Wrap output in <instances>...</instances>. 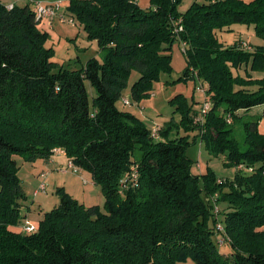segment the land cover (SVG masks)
<instances>
[{"label": "trees", "instance_id": "1", "mask_svg": "<svg viewBox=\"0 0 264 264\" xmlns=\"http://www.w3.org/2000/svg\"><path fill=\"white\" fill-rule=\"evenodd\" d=\"M68 1L63 14L102 53L80 69L52 60L31 3H0V264H179L190 256L196 264H264V78L250 74L264 70V46L250 51L217 36L243 23L264 37V0H193L185 12L183 0H150L147 8L134 0ZM176 39L186 42L184 78L208 83L211 108L195 124L196 101L174 96L181 120L160 129L159 139L118 103L133 70L140 73L133 101L152 94L161 73L173 69ZM242 66L249 74L235 75ZM175 124L195 131L210 154L225 155L226 165L245 167L224 182L212 171L193 173L190 136L169 137ZM55 148L92 174L105 210L62 191L58 206L28 233L15 156L35 161ZM215 192V202L226 204L220 229L205 198ZM215 237L231 251H221Z\"/></svg>", "mask_w": 264, "mask_h": 264}, {"label": "rangeland", "instance_id": "2", "mask_svg": "<svg viewBox=\"0 0 264 264\" xmlns=\"http://www.w3.org/2000/svg\"><path fill=\"white\" fill-rule=\"evenodd\" d=\"M44 2H60V11L55 16L49 18L44 17L38 23V27L47 32L46 46L53 49L52 60L68 69H80L85 65L88 59L92 57L102 58V53L98 43L89 39L85 28L78 22L72 23L68 19L61 17L62 13L68 14V0H42ZM193 0H183L179 10L185 12ZM0 3L6 5H25L27 0H0ZM150 0H139V6L142 8L149 7ZM66 15L67 18H69ZM178 21H180L178 19ZM220 42L225 45H231L238 41L240 48H246L252 51V46H264V37L255 34L253 26L237 23L231 26V29H223L217 31ZM172 54L173 69L170 73L162 72L160 78L154 82V88L151 95L144 97L140 102L133 101L131 97V86L139 78L140 73L133 70L128 86L123 93V97L119 101V107L130 111L140 117L150 128L155 129L157 138L162 139L159 135L160 129L174 119L177 123L181 120V113L176 111V106L171 102L174 96L182 93L190 104L193 99L196 101L195 108L200 109L205 101L203 89L208 90V83L200 81L198 76H190L184 78V72L187 67L186 54L181 41L176 39L170 51ZM242 66L239 69H233L234 74L246 76L249 73ZM58 69V67H57ZM253 78H264V70L251 71ZM89 95L95 94L94 89L87 82ZM255 88V87H254ZM207 97V95H206ZM124 99L129 100L126 104ZM253 111V110H252ZM195 124V118H193ZM169 131V137L174 138L181 135H189L190 143L187 148V154L191 161V170L200 176L208 171L214 172L219 181L233 180L238 170L245 166L225 164V155H212L208 152L201 138L198 137L194 141L195 131H188L181 124L172 125ZM236 133L240 139L243 138L241 128L236 125ZM260 130L264 132V122L260 124ZM164 139V138H163ZM62 155V156H61ZM66 155V153H65ZM64 154H53L50 158H39L35 161H26L22 156L16 155L15 158L19 164V177L23 181L27 198L23 201L22 214L25 215L23 223L29 222L38 230L40 220L45 213L51 211L58 206L61 199V192L64 191L72 198L85 204L86 206L98 205L101 210H105L106 198L101 186L94 182L92 174L89 171L74 169L71 167L70 161ZM51 159V160H50ZM47 172L46 177H42L41 173ZM45 183L46 189H40L41 184ZM218 192L205 197L214 204L213 213H217L218 227L222 228L219 222L223 220L222 211L226 210V204H218L216 201ZM222 212L221 214H218ZM220 236V235H219ZM221 237V236H220ZM226 237V236H225ZM215 240L221 251L228 253L231 251L229 243L220 245L221 240L215 237ZM179 264H196L190 256Z\"/></svg>", "mask_w": 264, "mask_h": 264}, {"label": "built area", "instance_id": "3", "mask_svg": "<svg viewBox=\"0 0 264 264\" xmlns=\"http://www.w3.org/2000/svg\"><path fill=\"white\" fill-rule=\"evenodd\" d=\"M29 3H31L33 5V7L36 10V15H37V19L41 21V19H43L44 17H53L56 14H58V12L60 11V2H44L42 0H27ZM135 2L139 1V0H134ZM12 6V5H11ZM9 6V7H11ZM61 17L63 19H68L70 22L74 23L72 18H67L66 15H64L63 13L61 14ZM183 30L182 25L179 24V22L177 23V27L175 28V31L181 32ZM183 46H186V42H182ZM200 91L204 92V96H205V101L203 102L202 107L200 108V111L198 112V114L194 117L196 123L198 124H202L205 120V117L207 115V113L209 112L210 108H211V103L209 100H207L206 98V89L202 88V85L199 87ZM124 98V97H123ZM126 104H129V100L124 99ZM155 130V129H154ZM156 133V132H155ZM54 153L55 154H64L65 155V150L62 148H55L54 149ZM71 167H73L74 169H78L71 161L69 164ZM42 177H46L47 176V172H43L41 173ZM134 179L137 178L136 175H134ZM40 189L45 190L46 189V185L45 183L41 184ZM24 230L28 233L33 232L36 230L34 225H31L28 221L25 223L24 225Z\"/></svg>", "mask_w": 264, "mask_h": 264}, {"label": "crops", "instance_id": "4", "mask_svg": "<svg viewBox=\"0 0 264 264\" xmlns=\"http://www.w3.org/2000/svg\"><path fill=\"white\" fill-rule=\"evenodd\" d=\"M9 6H11V5H9ZM253 47V46H252ZM62 156V155H61ZM66 156V155H65ZM51 160V159H50Z\"/></svg>", "mask_w": 264, "mask_h": 264}]
</instances>
